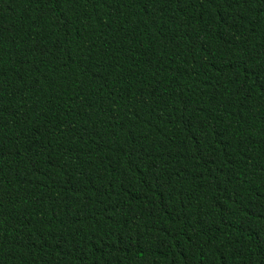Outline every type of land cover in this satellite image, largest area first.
I'll use <instances>...</instances> for the list:
<instances>
[{"label": "trees", "instance_id": "obj_1", "mask_svg": "<svg viewBox=\"0 0 264 264\" xmlns=\"http://www.w3.org/2000/svg\"><path fill=\"white\" fill-rule=\"evenodd\" d=\"M0 264H264V0H0Z\"/></svg>", "mask_w": 264, "mask_h": 264}]
</instances>
